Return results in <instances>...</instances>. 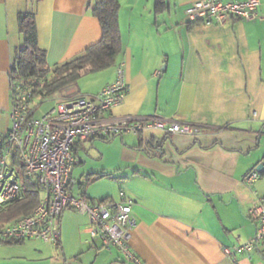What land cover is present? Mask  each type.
<instances>
[{
  "label": "crops",
  "instance_id": "0c3cea01",
  "mask_svg": "<svg viewBox=\"0 0 264 264\" xmlns=\"http://www.w3.org/2000/svg\"><path fill=\"white\" fill-rule=\"evenodd\" d=\"M95 1L0 0V136L11 127L18 14L35 12L38 46L52 71L100 40ZM161 1L155 13V0H118L121 53L113 66L78 79L102 80L82 88L77 81L65 93L96 95L124 62L128 92L108 116L156 113L200 132L76 142L70 191L82 190L93 201L117 200L123 192L131 200L136 225L129 246L142 264H264L259 251L235 262L224 254L254 234L247 212L256 196L264 199V168L251 188L243 181L264 159V18L205 26L185 14L195 0ZM258 13L264 15L263 4ZM59 225L57 245L0 243V264H133L115 249H99L86 233V218L75 211L65 209Z\"/></svg>",
  "mask_w": 264,
  "mask_h": 264
},
{
  "label": "built area",
  "instance_id": "2783aa9c",
  "mask_svg": "<svg viewBox=\"0 0 264 264\" xmlns=\"http://www.w3.org/2000/svg\"><path fill=\"white\" fill-rule=\"evenodd\" d=\"M262 4L260 0H195L185 14L189 20H199L205 26L224 24L231 19L255 21L264 18L258 13ZM127 92L125 63L120 62L114 80L96 95L70 94L57 98L53 107L36 117L35 107L30 104L34 97L32 90H22L10 81L11 127L0 136V206L22 196V175L37 186L40 197L29 214L0 225V243L38 240L57 245L60 217L65 209H71L86 218V233L91 241L98 242L99 249H115L127 262L142 264L129 246L136 225L131 200L123 192L117 200L93 201L82 190L76 195L70 191L76 163L72 148L76 142L109 139L124 133L160 131L166 135L195 136L200 129L176 117L156 113L145 117L108 116L122 104ZM16 162L22 167V175ZM258 166L264 168V159ZM258 177L256 166L243 181L251 188ZM247 214L255 224V231L245 242L224 249L232 262L240 254L250 258L254 251H259L264 260V199L256 196Z\"/></svg>",
  "mask_w": 264,
  "mask_h": 264
},
{
  "label": "trees",
  "instance_id": "16d2710c",
  "mask_svg": "<svg viewBox=\"0 0 264 264\" xmlns=\"http://www.w3.org/2000/svg\"><path fill=\"white\" fill-rule=\"evenodd\" d=\"M154 6L155 13H158L162 11L163 3L155 0ZM118 10V0H96L92 15L100 25V40L86 48L82 56L52 71L45 67L46 53L38 46L35 12L31 10L19 13L17 24L20 43L15 48L10 81L22 90L31 89L38 104H41L50 99L56 100L63 91L76 87L82 75L113 66L122 51ZM16 164L21 167L17 162ZM21 181L22 196L0 206V225L29 214L38 203L40 193L37 186L27 181L23 175Z\"/></svg>",
  "mask_w": 264,
  "mask_h": 264
},
{
  "label": "rangeland",
  "instance_id": "374dc122",
  "mask_svg": "<svg viewBox=\"0 0 264 264\" xmlns=\"http://www.w3.org/2000/svg\"><path fill=\"white\" fill-rule=\"evenodd\" d=\"M103 76L102 75H99L97 77H87L85 79H82L81 81L78 80V83H79V86L82 88V87H86L88 85H90V81H92L93 83H96L100 80H102ZM78 86V87H79ZM67 92L66 90L63 91V93L60 95V98H63V97H66L68 96V94H71V93H65ZM30 104L31 106L35 107V116L36 117H39V115L47 110H49L51 107H53V105L55 104V100L54 99H50V100H47V101H44L42 102L41 104H38V99L36 97H33L30 101ZM88 159V157H86ZM17 169L20 173H23L22 171V168L20 166H17ZM81 167L80 166H77L76 168H74V171H73V177L75 179V182L76 183H79L80 181V171H81ZM76 184L74 185V192L76 190Z\"/></svg>",
  "mask_w": 264,
  "mask_h": 264
},
{
  "label": "water",
  "instance_id": "95a60500",
  "mask_svg": "<svg viewBox=\"0 0 264 264\" xmlns=\"http://www.w3.org/2000/svg\"><path fill=\"white\" fill-rule=\"evenodd\" d=\"M261 168H262L261 166H258V168H257V169L260 171V170H261Z\"/></svg>",
  "mask_w": 264,
  "mask_h": 264
}]
</instances>
